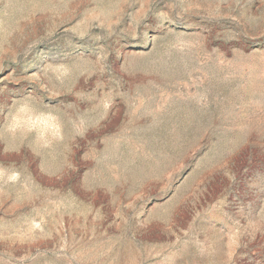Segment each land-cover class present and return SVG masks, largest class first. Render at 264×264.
<instances>
[{"label":"rangeland","instance_id":"obj_1","mask_svg":"<svg viewBox=\"0 0 264 264\" xmlns=\"http://www.w3.org/2000/svg\"><path fill=\"white\" fill-rule=\"evenodd\" d=\"M0 264H264V0H0Z\"/></svg>","mask_w":264,"mask_h":264}]
</instances>
